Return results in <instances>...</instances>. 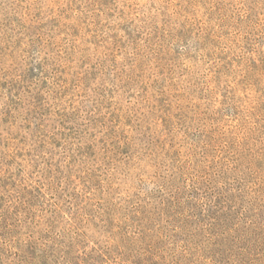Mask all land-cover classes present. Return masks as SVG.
Masks as SVG:
<instances>
[{
    "label": "trees",
    "instance_id": "obj_1",
    "mask_svg": "<svg viewBox=\"0 0 264 264\" xmlns=\"http://www.w3.org/2000/svg\"><path fill=\"white\" fill-rule=\"evenodd\" d=\"M102 5L90 71L0 63V264H264V0Z\"/></svg>",
    "mask_w": 264,
    "mask_h": 264
},
{
    "label": "rangeland",
    "instance_id": "obj_2",
    "mask_svg": "<svg viewBox=\"0 0 264 264\" xmlns=\"http://www.w3.org/2000/svg\"><path fill=\"white\" fill-rule=\"evenodd\" d=\"M102 2L107 4L108 0H0L1 65L8 67L29 55L25 52L27 44L37 37L25 35L24 28L32 25L46 43L52 44L50 49L67 60L70 77L90 71L99 42L120 35L123 25L119 13L104 11ZM10 122L7 119L0 125V133L12 127ZM12 133L22 132L16 127Z\"/></svg>",
    "mask_w": 264,
    "mask_h": 264
}]
</instances>
